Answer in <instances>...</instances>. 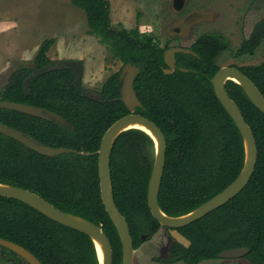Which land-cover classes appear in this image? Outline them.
<instances>
[{
  "label": "trees",
  "instance_id": "trees-1",
  "mask_svg": "<svg viewBox=\"0 0 264 264\" xmlns=\"http://www.w3.org/2000/svg\"><path fill=\"white\" fill-rule=\"evenodd\" d=\"M70 1L85 12L89 34L100 38L113 60L140 68L134 82L142 103L137 113L157 124L167 140L159 194L162 211L171 217L184 216L233 183L244 167V141L211 83L220 68L216 59L229 50V43L213 34L200 35L192 47L196 56L179 54L180 67L168 75L164 72V53L169 42L163 46L137 28L113 26L109 0ZM263 39L264 20L242 42L237 56L253 53ZM53 43V39L45 40L33 65L12 73L0 91V101L50 110L65 118L69 126L7 109H0V123L44 145L84 155L46 157L0 134V183L34 192L56 208L100 226L112 245L113 264H122L121 241L103 204L98 172V151L104 134L129 113L120 100L121 71L104 84L103 101L92 100L75 85L71 69H55L56 64L48 57ZM45 66L52 70L32 78L27 95L25 81ZM234 67L249 77L264 96V62ZM226 88L256 139V170L247 187L228 204L178 230L191 246L174 242L166 263L201 264L219 260L225 250L248 248L244 257L247 264H264V113L239 84L229 81ZM154 162L155 145L148 134L129 130L119 135L111 154L113 194L136 248L145 241L142 236L148 240L164 228L152 216L147 201ZM0 238L23 246L43 264H99L89 236L51 220L28 204L1 196ZM2 250L28 264L7 249Z\"/></svg>",
  "mask_w": 264,
  "mask_h": 264
},
{
  "label": "rangeland",
  "instance_id": "rangeland-1",
  "mask_svg": "<svg viewBox=\"0 0 264 264\" xmlns=\"http://www.w3.org/2000/svg\"><path fill=\"white\" fill-rule=\"evenodd\" d=\"M115 27L139 29L165 45L190 47L202 34H213L229 43L218 64L251 66L264 62V43L253 53L237 56L255 25L264 19V0H109ZM54 43L48 57L56 65L79 60L84 64L83 86L102 90L106 81L122 70L100 38L89 34L84 11L70 0H0V91L13 72L31 67L45 40ZM174 241L165 228L146 239L136 253V264H169ZM0 264H24L0 248ZM173 264H183L182 262ZM201 264H247L244 257L204 261Z\"/></svg>",
  "mask_w": 264,
  "mask_h": 264
},
{
  "label": "water",
  "instance_id": "water-1",
  "mask_svg": "<svg viewBox=\"0 0 264 264\" xmlns=\"http://www.w3.org/2000/svg\"><path fill=\"white\" fill-rule=\"evenodd\" d=\"M179 53L196 56V54L192 50L187 48H172L167 50L164 54V58L166 65L170 67L171 70H165L166 73H171L172 70L176 67L175 56ZM62 66H65L66 68H69L73 71L75 77V85L77 87H81L84 75V64L79 60H68L62 62ZM59 68H61V66H58L55 69ZM51 70V67L45 66L39 70L34 71L32 76L25 81L24 89L26 94H30V81L32 78H38ZM139 72L140 69L133 64H128L123 67L120 77L122 82L121 101L124 103L130 113L118 119L109 127L102 138L100 149L98 151V172L101 197L105 209L119 234L123 251V264H134L135 247L129 224L125 216L117 207L113 194V184L111 176V154L114 144L119 135L129 130H140L145 132L152 138L155 145V162L148 188V207L152 216L161 224V226L169 229L171 238L178 244L189 248L191 246V241L183 234H181L178 230L203 219L207 215L228 204L231 200L237 197L251 181L258 162V147L253 131L246 122L239 106L230 97L226 88V84L229 81H233L239 84L250 101L256 106V108L264 113L263 94L254 84V82L249 77H247L239 68L226 66L221 67L217 71V73L211 79V83L213 84L217 98L219 99L225 110L228 112V114L231 116L243 137L245 147L244 167L240 175L233 183H231L226 189L214 196L212 199L201 205L199 208L184 216L171 217L165 214L159 205V194L162 186L167 159L166 137L157 124H155L149 118L135 113L136 109L142 106V103L139 100L134 89V82ZM0 109L13 110L46 121H55L61 125L69 126L67 120L59 114L40 107L11 101H0ZM135 123L143 125L147 129V131L143 129L129 128L130 125ZM0 134L17 141L28 149L46 157L53 158L63 154L84 155V153H80L72 149L53 148L44 145L33 138L27 137L23 132L3 123H0ZM0 196L15 199L28 204L51 220L68 228L86 234L93 241L96 251V242H100L102 244L105 255L103 264H113L112 245L109 238L100 226L84 218L62 211L53 206L38 194L24 188L0 183ZM0 248L7 249L8 251L16 254L28 264H43L29 250L12 241L0 238ZM248 253V248L230 249L220 253L219 258L229 260L238 259L245 257ZM98 261L99 264H101L99 256Z\"/></svg>",
  "mask_w": 264,
  "mask_h": 264
},
{
  "label": "flooded vegetation",
  "instance_id": "flooded-vegetation-1",
  "mask_svg": "<svg viewBox=\"0 0 264 264\" xmlns=\"http://www.w3.org/2000/svg\"><path fill=\"white\" fill-rule=\"evenodd\" d=\"M175 3L178 4V3H180V2H179L178 0H175ZM263 20H264V19H262V20L259 21L258 23L262 22ZM258 23H257V24H258ZM257 24H256V25H257ZM256 25H255V27H256ZM255 27L253 28V31H254ZM253 31H252V33H253ZM252 33L250 34L249 38L251 37ZM249 38H248V39H249ZM197 40H198V38H196L195 42H194V43L192 44V46H190V47H184V46H182L181 44H176V45H174L173 42L167 41V42H169V48H168L167 50L172 49V48H187V49L192 50V47H193V45L196 43ZM245 40H247V39H245ZM263 40H264V39H263ZM167 42H166V43H167ZM166 43H165V45H166ZM263 43H264V41L261 43V45H262ZM165 45H164V46H165ZM261 45H260V46H261ZM260 46H259V47H260ZM259 47H258V48H259ZM258 48H257V49H258ZM257 49H256V50H257ZM167 50H166V51H167ZM256 50H255V51H256ZM166 51H165V52H166ZM192 51H193V50H192ZM164 54H165V53H164ZM179 54H182V53H179ZM179 54H176V56H175V59H176V67L172 70L171 73L168 74V73L165 72V70H171V68L168 67V66L166 65V67L164 68V72H165V74H168V75L173 74V73L177 70V68L180 67V65H179V59H178V55H179ZM188 55H190V54H188ZM220 55H221V54H220ZM220 55H219V56H220ZM192 56H194V55H192ZM219 56H218V57H219ZM218 57H217V59H216V64L221 68V66L218 64ZM164 59H165V58H164ZM165 64H166V63H165ZM133 65H134V64H133ZM135 66H136V65H135ZM122 67H124V66H122ZM137 67H138V66H137ZM232 67H234V66H232ZM138 68H139V67H138ZM220 68H219V69H220ZM122 69H123V68H122ZM139 69H140V68H139ZM121 71H122V70H121ZM139 73H140V72H139ZM138 75H139V74H138ZM138 75H137V76H138ZM120 77H121V72H120ZM119 79H120V78H119ZM120 81H121V79H120ZM121 83H122V82H121ZM81 87L83 88V91H84L85 95L88 96L90 99L95 100V101H103L102 90L95 91V92L87 91L86 88H84V86H83V82H82V86H81ZM103 87H104V86H103ZM103 87H102V89H103ZM137 96H138V95H137ZM120 100H121V98H120ZM139 100H140V99H139ZM141 107H142V106H141ZM126 108H127V107H126ZM138 108H140V107H138ZM138 108H137V109H138ZM137 109H136V112H135L136 114H138V113H137ZM129 113H130V112H129ZM129 113H128V114H129ZM128 114H126V115H128ZM164 228H165V227H164ZM167 230L169 231V229H167ZM131 235H132V234H131ZM169 235H170V233H169ZM132 237H133V236H132ZM170 237H171V236H170ZM142 238L145 239L144 236H142ZM133 240H134V239H133ZM173 241H174V240H173ZM174 242H175V241H174ZM134 247H135V243H134ZM1 249H2V248H1ZM138 249H139V248H136V247H135L134 264H136V253H137V250H138ZM113 262H114V254H113ZM122 264H123V258H122Z\"/></svg>",
  "mask_w": 264,
  "mask_h": 264
},
{
  "label": "bare ground",
  "instance_id": "bare-ground-1",
  "mask_svg": "<svg viewBox=\"0 0 264 264\" xmlns=\"http://www.w3.org/2000/svg\"><path fill=\"white\" fill-rule=\"evenodd\" d=\"M129 128H137V129H143V130H146L147 129L139 124V123H135V124H132L129 126ZM97 243V252H98V256H99V259L101 261V264L104 263V259H105V255H104V251H103V248H102V244L100 242H96Z\"/></svg>",
  "mask_w": 264,
  "mask_h": 264
}]
</instances>
